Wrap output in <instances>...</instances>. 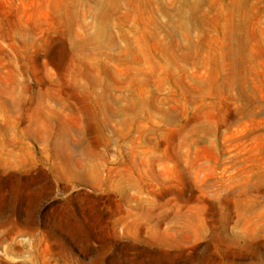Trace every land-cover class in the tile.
I'll return each instance as SVG.
<instances>
[{"label":"rangeland","instance_id":"374dc122","mask_svg":"<svg viewBox=\"0 0 264 264\" xmlns=\"http://www.w3.org/2000/svg\"><path fill=\"white\" fill-rule=\"evenodd\" d=\"M0 264H264V0H0Z\"/></svg>","mask_w":264,"mask_h":264}]
</instances>
